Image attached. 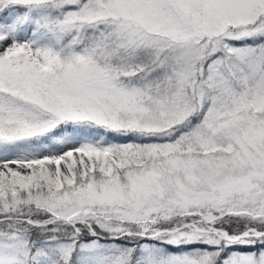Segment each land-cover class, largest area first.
<instances>
[{
  "label": "snow or ice",
  "instance_id": "6c2138e0",
  "mask_svg": "<svg viewBox=\"0 0 264 264\" xmlns=\"http://www.w3.org/2000/svg\"><path fill=\"white\" fill-rule=\"evenodd\" d=\"M0 264H264V0H0Z\"/></svg>",
  "mask_w": 264,
  "mask_h": 264
}]
</instances>
